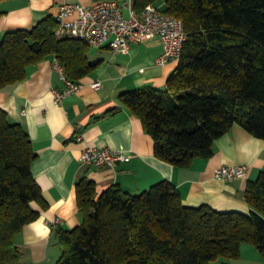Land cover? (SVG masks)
Instances as JSON below:
<instances>
[{"label": "trees", "instance_id": "obj_1", "mask_svg": "<svg viewBox=\"0 0 264 264\" xmlns=\"http://www.w3.org/2000/svg\"><path fill=\"white\" fill-rule=\"evenodd\" d=\"M3 0H0V3ZM160 0H134L141 12ZM183 19L187 31L179 63L166 89L145 86L121 94L143 123L155 155L181 168L214 154L215 141L234 124L264 139V0H162ZM48 16L32 28L6 31L0 40V90L19 83L49 55L79 80L95 65L90 45L55 35ZM37 152L22 123L0 108V264H25L17 244L23 227L49 203L33 173ZM82 222L54 230L62 255L58 264H212L237 258L242 243L264 254V172L248 182L252 211H220L209 204L186 206L179 189L162 180L131 194L118 185L98 192L84 175L76 183Z\"/></svg>", "mask_w": 264, "mask_h": 264}, {"label": "crops", "instance_id": "obj_2", "mask_svg": "<svg viewBox=\"0 0 264 264\" xmlns=\"http://www.w3.org/2000/svg\"><path fill=\"white\" fill-rule=\"evenodd\" d=\"M99 1L3 0L0 40L6 31L32 28L50 15L56 18L64 3L93 5ZM118 1L130 4L131 0ZM125 13L128 15L130 10L125 9ZM162 53L158 38L133 44L129 51L121 52H114L107 45L90 46L88 58L95 67L77 80L82 83L81 88L62 103L56 102L54 95V90L65 87L53 69L55 55L32 65L23 81L0 90V108L8 113L11 123H22L30 134L37 152L33 173L49 203L44 209L33 202L40 216L17 235L25 264H58L62 246L52 221L59 217V227L64 230L82 222L76 183L84 175L95 181L99 193L118 185L131 194H139L169 180L179 189L186 206L209 204L220 211H252L245 190L249 181L264 172V139L236 123L215 141L211 157H198L190 167L181 168L155 155L154 140L142 120L122 102L121 94L127 91L145 86L166 89L179 60L158 64ZM97 81L101 86L94 88L92 84ZM88 146L117 149L129 158L115 167L87 165L80 158ZM237 164L250 167L247 178H216L219 167ZM212 264H264V254L253 243L244 242L237 258L221 257Z\"/></svg>", "mask_w": 264, "mask_h": 264}, {"label": "built area", "instance_id": "obj_3", "mask_svg": "<svg viewBox=\"0 0 264 264\" xmlns=\"http://www.w3.org/2000/svg\"><path fill=\"white\" fill-rule=\"evenodd\" d=\"M134 0L121 3L118 0H101L93 5L80 2L64 3L57 14L55 35L58 39L72 37L86 41L92 47L109 46L114 52L129 51L133 44L158 38L163 53L158 64H166L180 59L187 31L183 19L163 9L162 5L150 3L141 12L135 11ZM129 9L127 15L125 9ZM53 69L65 83L63 89L54 90L55 100L62 103L65 98L76 93L82 83L72 80L65 66L56 58ZM101 86L100 81L92 84ZM81 138V137H80ZM129 158L124 152L110 147L88 146L81 154V161L87 165L115 167ZM250 167L246 164L224 165L219 167L215 176L224 181L247 178ZM61 219L52 221L55 230Z\"/></svg>", "mask_w": 264, "mask_h": 264}, {"label": "rangeland", "instance_id": "obj_4", "mask_svg": "<svg viewBox=\"0 0 264 264\" xmlns=\"http://www.w3.org/2000/svg\"><path fill=\"white\" fill-rule=\"evenodd\" d=\"M162 3V0H160L159 2H158V4H161Z\"/></svg>", "mask_w": 264, "mask_h": 264}]
</instances>
